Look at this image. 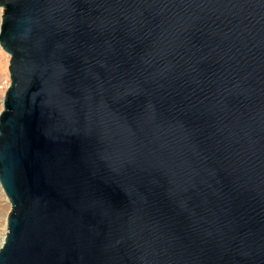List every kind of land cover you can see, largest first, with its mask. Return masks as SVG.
<instances>
[{"label": "water", "instance_id": "water-1", "mask_svg": "<svg viewBox=\"0 0 264 264\" xmlns=\"http://www.w3.org/2000/svg\"><path fill=\"white\" fill-rule=\"evenodd\" d=\"M0 7V264H264V0Z\"/></svg>", "mask_w": 264, "mask_h": 264}, {"label": "rangeland", "instance_id": "rangeland-1", "mask_svg": "<svg viewBox=\"0 0 264 264\" xmlns=\"http://www.w3.org/2000/svg\"><path fill=\"white\" fill-rule=\"evenodd\" d=\"M3 10V7H0V25L3 16ZM9 60L10 55L6 51H4L0 46V112L3 109L5 91L10 83V74L8 70ZM10 210L11 204L0 186V243L1 238L4 234V230L6 229L7 216Z\"/></svg>", "mask_w": 264, "mask_h": 264}, {"label": "bare ground", "instance_id": "bare-ground-1", "mask_svg": "<svg viewBox=\"0 0 264 264\" xmlns=\"http://www.w3.org/2000/svg\"><path fill=\"white\" fill-rule=\"evenodd\" d=\"M10 84V83H9ZM8 85V84H7ZM7 226V225H6ZM5 235H6V229L4 230V234H3V236H2V238H1V243H0V245L3 243V241H4V238H5Z\"/></svg>", "mask_w": 264, "mask_h": 264}]
</instances>
